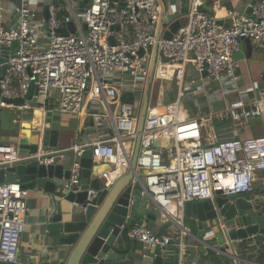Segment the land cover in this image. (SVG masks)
<instances>
[{"label":"built area","instance_id":"2783aa9c","mask_svg":"<svg viewBox=\"0 0 264 264\" xmlns=\"http://www.w3.org/2000/svg\"><path fill=\"white\" fill-rule=\"evenodd\" d=\"M228 1L235 5L225 7ZM15 2L17 24L11 27L5 26L6 8L0 2V56L5 48L10 50L0 81L1 109L17 112L20 120L28 117L25 123L32 125L36 113L43 118L51 107L60 114L81 117L93 104L95 116L105 122L95 126L102 130L96 140L70 150L41 148L37 154L21 155L14 145H0V168L31 162L50 165L64 152L80 156L91 149L95 163L109 165L110 170L99 175L103 189H109L128 173L141 138L137 168L145 175L142 187L151 197L158 222L171 221L175 230L157 237L146 224L132 228L130 239L148 247H164L171 240L181 245L184 236L190 235L185 226L186 203L218 193L253 194L258 174L264 173V137L242 134L251 120H264V74L263 88L252 97L246 95L236 75L242 60L236 56L243 52L242 42L249 40L264 64V0H212L213 14L203 10L207 0H190L187 22L170 40L163 38L172 23H165L161 0H90L83 12H79L81 0H63V5L55 0ZM248 9L251 15L246 14ZM218 10L225 11L223 22ZM71 21L76 26L74 35L67 30ZM62 29L66 31L60 34ZM155 48L157 58L168 60L159 63L157 70L165 79L176 80L177 97L159 113L149 109L140 133ZM189 66L202 77L201 82H186ZM32 85L36 95L28 98ZM214 85L218 89L213 90ZM151 87L153 91V82ZM234 92L242 96L227 101ZM217 93L225 101L223 108L197 117L185 113V101L198 102L203 96L205 101L197 106L208 107ZM124 96L133 101L124 102ZM2 99H23L24 104L16 107ZM218 123L230 126L217 131ZM32 129L41 136L45 130L33 125ZM156 142L160 149L155 148ZM78 170L75 164L64 191L79 183ZM28 196L29 191L18 183L0 184V263H21Z\"/></svg>","mask_w":264,"mask_h":264},{"label":"water","instance_id":"95a60500","mask_svg":"<svg viewBox=\"0 0 264 264\" xmlns=\"http://www.w3.org/2000/svg\"><path fill=\"white\" fill-rule=\"evenodd\" d=\"M56 2L64 4L63 0ZM89 2L90 0H81L79 12H83ZM120 7H123L122 3ZM203 10L209 14L214 13L213 6L208 3L204 4ZM246 14L251 15V9H248ZM45 19H48V12ZM181 27L182 23L179 20L173 22L164 32L163 38L172 39ZM67 30L70 34H76V26L72 21L67 24ZM65 31L66 29H62L59 33ZM110 43L115 44L112 39ZM242 46L248 47V53L252 48L249 40L242 42ZM148 51H153L154 56L151 62L149 88L139 118L140 133L149 112L150 88L157 63V48ZM9 53L10 50L5 48L0 56V81L7 71ZM243 53L238 54L236 58L243 60L245 57ZM143 54V50L139 52V56ZM163 61L168 60L163 58ZM203 77H207V74L204 73ZM34 94L36 95V87L32 85L28 98H32ZM2 101L16 107L24 104L23 99ZM33 102L36 100L33 99ZM10 118L7 111L0 107V143L15 145L21 155L37 154L41 148L44 150L60 148L59 130L47 128L41 136L33 132L29 123H23L21 129L14 132ZM4 130L11 131L10 133L14 135L12 140L8 136H3ZM38 136L41 137V145ZM140 143L141 138H138L128 173L109 189H103L98 175L110 169L107 166H98L94 162L91 149L84 150L80 156L73 151L66 152L61 163L55 160L50 165L31 162L0 168V184L18 183L28 191L44 190L75 206L73 212H58L59 203L56 199L57 211L46 220L47 231L54 245L66 248L69 252L67 264H188L187 262H190L188 258L181 261L182 247L174 240L164 247L150 246L147 252L132 246L129 237L132 228L141 224L154 228L158 221V214L152 208L151 197L142 187L145 175L139 174L137 168ZM154 146L157 149L161 148L159 142ZM75 164L79 166V183L66 192L64 190L73 176ZM89 191H94L95 194L89 195ZM189 220L194 222V227L191 230L185 226L196 240L199 252L202 255L219 256L224 264H231V260L241 259L237 255L234 242H244L264 234V190L254 200L252 194L248 193L230 196L218 193L211 199L186 203L185 221ZM173 227L171 221L167 222L156 236H162Z\"/></svg>","mask_w":264,"mask_h":264},{"label":"crops","instance_id":"0c3cea01","mask_svg":"<svg viewBox=\"0 0 264 264\" xmlns=\"http://www.w3.org/2000/svg\"><path fill=\"white\" fill-rule=\"evenodd\" d=\"M56 1L57 0H55V2ZM0 2L6 8L5 26L6 27L16 26L17 17L14 13V8L17 5V3L15 2V0H0ZM161 2L163 3L164 6L165 23L171 24L179 20L183 25L187 22L186 15L188 13V5L190 0H161ZM45 14L46 12L44 13V18H45ZM217 17L220 18L221 21L223 22L225 17V12L223 14L222 10H220V16H218V12H217ZM242 51L244 52L243 54L245 55V57L242 60L241 67L236 71V75L237 77H239L241 83L243 84L244 89H246L247 91L246 95L252 97L256 95L257 92L263 88L262 75L264 74V64L262 62L261 55L258 53V51L254 50L253 48H251L248 53V47L242 46ZM153 56L154 55L152 53V58ZM161 62H163V58L158 57L153 74V80H152V82L154 83V90L156 88L157 91H159V97H160L159 100L161 101L160 103H158L159 101L158 102L155 101V103L152 105V108L150 107L151 106V101H150V106H149V109L151 108L152 112L155 111L156 113L161 112L167 103L174 101L177 97L176 80L165 79L159 74L157 70L159 63ZM189 68H192V66H189ZM201 78L199 79V81L196 82H201ZM192 81L195 80H187L186 82H192ZM173 83L176 85V88L175 86H172ZM214 89H218V85H214L213 90ZM221 95L216 96V99L212 100L208 107L206 105H203L201 108L197 106L198 102L205 101L204 100L205 98H203L202 95H201L202 97L197 98L199 100L198 102L196 100L185 101L183 104L185 113L188 116L197 117L201 114H206L207 112H209L210 109L213 108L215 109L216 107H219L218 109H221L225 106V101L221 98ZM240 96L242 95H240L237 92H234L233 94H230L226 99L227 101H232L234 99L239 98ZM156 103L158 104L156 105ZM87 109H89V111L82 114L81 117H77L76 115L60 114L59 112L54 110L53 107H51V109L46 114L43 115L44 116L43 118L42 115L39 113L40 114V117L38 118L39 122H36L37 120L36 115L38 114L36 113L32 125L34 128H44V129L52 128L59 130L60 148L58 150L61 151L70 150L76 146H82L83 144H86V142L88 141L96 140L102 132L101 129L95 130L96 125L103 124L105 122L103 118L95 116L94 111H97L96 106L90 104L89 108L87 106ZM6 111L8 116L11 117L10 123L13 131L16 132L20 130L21 125L25 123V120L28 117H25L24 120L23 118L20 120L17 118L18 116L17 112L11 110H6ZM229 126H230L229 123L227 124L218 123L215 124V129L217 131H221L224 127H229ZM32 130L36 135L38 134L36 133L35 129ZM10 132L9 130L8 131L4 130L2 133L3 136H8V138L12 140L14 135H12V133ZM242 136L255 137V138L264 137V120L262 119L251 120L247 130L243 132ZM38 137H39L38 142H40L41 137L40 136ZM5 144L10 145V143H5V142L0 143V145H5ZM64 155H66V152L59 155L56 158V161H59L61 163L64 160ZM96 164L98 166H102V164L99 163ZM263 190H264V173H259L257 177V182L254 185V192L252 194V199L254 200L257 197H259L261 195V191ZM56 199L59 203L58 212L62 211L64 213L67 212L70 213L75 210L74 205H71L63 200H60L59 198L56 197L54 193H50L38 189L34 191H29V196H28L29 213L25 216L26 230L21 238V245L19 251V258L21 262L20 264H67L69 252L67 251L66 248L56 247L54 245L46 227L47 218L57 211L55 207ZM165 224L166 223L157 221L156 226L154 228L151 227V229L153 230L154 233H158ZM185 225L192 230V228L194 227V222L191 220L185 221ZM174 232L175 230L171 228L165 231L163 235H172ZM233 244L235 246L238 257L241 259L231 260V264H237V263L264 264V261H259L261 253L262 255H264L263 235L253 237L252 239L244 242H240V241L234 242ZM181 245H183L182 253H181V261L182 260L185 261V258H188L190 259V262H187L188 264H209L208 261L206 260V256L208 254L202 255L199 252V249L197 248V242L193 236L191 235L184 236ZM132 246L138 247L141 251H146V252L149 249L148 246L141 245L134 241H132ZM187 252L189 253L187 254ZM216 257L220 259L222 264H224L223 259H221L219 256Z\"/></svg>","mask_w":264,"mask_h":264},{"label":"rangeland","instance_id":"374dc122","mask_svg":"<svg viewBox=\"0 0 264 264\" xmlns=\"http://www.w3.org/2000/svg\"><path fill=\"white\" fill-rule=\"evenodd\" d=\"M75 6H77V3L75 4ZM201 78V76L195 71V70H193L192 68H189V71H188V73H187V78H186V81L187 80H195V81H199V79ZM175 83V82H174ZM172 84V86H175V88H176V85L175 84ZM158 95V96H157ZM217 96H220V93H217ZM159 91H157V89L155 88V90H154V88H153V91H152V87H151V90H150V101H151V108H152V105L155 103V101L156 102H158V103H160V101L161 100H159ZM158 103H156V105L158 104ZM162 103V102H161ZM150 108V109H151ZM219 107H216L215 109H218ZM9 113V112H8ZM196 113H198V112H196ZM176 229V228H175Z\"/></svg>","mask_w":264,"mask_h":264},{"label":"trees","instance_id":"16d2710c","mask_svg":"<svg viewBox=\"0 0 264 264\" xmlns=\"http://www.w3.org/2000/svg\"><path fill=\"white\" fill-rule=\"evenodd\" d=\"M207 2H208L210 5H212V0H207ZM234 5H235V3H234V2H230V1L225 2V4H224V6L227 7V8H232ZM122 100H123L124 102H132V101H133V98L130 97V96H124V97L122 98ZM263 254H264V253H263ZM206 260L208 261L209 264H222V262L220 261V259H218V258L216 257V255H213V254H208V255L206 256ZM259 261H264V255H262V253H261V256H260V258H259Z\"/></svg>","mask_w":264,"mask_h":264},{"label":"bare ground","instance_id":"6f19581e","mask_svg":"<svg viewBox=\"0 0 264 264\" xmlns=\"http://www.w3.org/2000/svg\"><path fill=\"white\" fill-rule=\"evenodd\" d=\"M222 12H223V14H224V10H222ZM218 16H220V10H218ZM36 117H37V120H36V122H39V117H40V114L38 113L37 115H36ZM186 232V231H185Z\"/></svg>","mask_w":264,"mask_h":264}]
</instances>
